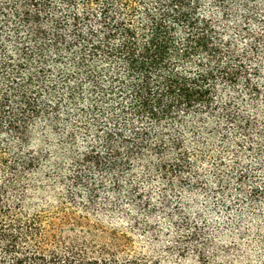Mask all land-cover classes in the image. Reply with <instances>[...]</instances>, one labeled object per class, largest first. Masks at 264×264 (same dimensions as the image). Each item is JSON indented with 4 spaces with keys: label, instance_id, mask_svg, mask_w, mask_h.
<instances>
[{
    "label": "trees",
    "instance_id": "obj_1",
    "mask_svg": "<svg viewBox=\"0 0 264 264\" xmlns=\"http://www.w3.org/2000/svg\"><path fill=\"white\" fill-rule=\"evenodd\" d=\"M259 56L264 0H0V264H137L105 219L187 251L201 166L252 177Z\"/></svg>",
    "mask_w": 264,
    "mask_h": 264
},
{
    "label": "rangeland",
    "instance_id": "obj_2",
    "mask_svg": "<svg viewBox=\"0 0 264 264\" xmlns=\"http://www.w3.org/2000/svg\"><path fill=\"white\" fill-rule=\"evenodd\" d=\"M255 24L251 25L252 29L257 28ZM238 42L241 48L247 44L243 38ZM258 65L260 75L255 80L262 88L259 105L264 111V60L260 56ZM258 119L264 124V117ZM253 135L256 144L252 149H244L239 157L240 166L252 173L251 178H244L241 182V189H238L240 177L232 178L223 202L219 185L213 177L220 168L215 161H211L201 166L208 191L197 188L193 195L183 194V207L188 209L183 218L187 221L184 223L185 231L198 234L196 240L186 245L187 251L176 249L181 244L178 221L161 219L162 235L157 242L151 241V236L146 238L141 231H130L125 222L110 223L109 219H105L103 224L109 229L118 227L128 232L131 237L129 249L137 264H264V136L259 138L260 131ZM258 149H262L261 156ZM221 151L216 148L217 154ZM225 152L227 166H223L224 171H230L236 160L230 150ZM159 188L157 186L155 190ZM252 198H255L253 203ZM201 249L204 254H200ZM202 255L203 258L200 257Z\"/></svg>",
    "mask_w": 264,
    "mask_h": 264
}]
</instances>
